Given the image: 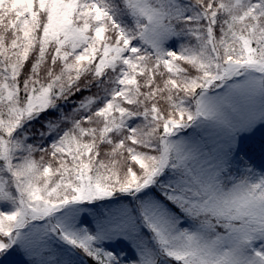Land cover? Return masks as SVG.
Masks as SVG:
<instances>
[{
    "label": "snow or ice",
    "instance_id": "6c2138e0",
    "mask_svg": "<svg viewBox=\"0 0 264 264\" xmlns=\"http://www.w3.org/2000/svg\"><path fill=\"white\" fill-rule=\"evenodd\" d=\"M264 0H0V264H264Z\"/></svg>",
    "mask_w": 264,
    "mask_h": 264
},
{
    "label": "rangeland",
    "instance_id": "374dc122",
    "mask_svg": "<svg viewBox=\"0 0 264 264\" xmlns=\"http://www.w3.org/2000/svg\"><path fill=\"white\" fill-rule=\"evenodd\" d=\"M245 144L251 146L254 149L256 158H259L261 149L264 148V127H258L253 133L248 134ZM13 264H24V259L21 256H17Z\"/></svg>",
    "mask_w": 264,
    "mask_h": 264
},
{
    "label": "trees",
    "instance_id": "16d2710c",
    "mask_svg": "<svg viewBox=\"0 0 264 264\" xmlns=\"http://www.w3.org/2000/svg\"><path fill=\"white\" fill-rule=\"evenodd\" d=\"M249 146V145H248Z\"/></svg>",
    "mask_w": 264,
    "mask_h": 264
}]
</instances>
